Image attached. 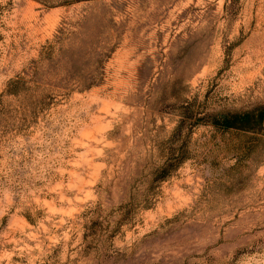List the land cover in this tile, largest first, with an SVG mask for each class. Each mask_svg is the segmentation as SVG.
Listing matches in <instances>:
<instances>
[{
	"label": "rangeland",
	"instance_id": "374dc122",
	"mask_svg": "<svg viewBox=\"0 0 264 264\" xmlns=\"http://www.w3.org/2000/svg\"><path fill=\"white\" fill-rule=\"evenodd\" d=\"M258 108L264 0H0V264H264Z\"/></svg>",
	"mask_w": 264,
	"mask_h": 264
},
{
	"label": "trees",
	"instance_id": "16d2710c",
	"mask_svg": "<svg viewBox=\"0 0 264 264\" xmlns=\"http://www.w3.org/2000/svg\"><path fill=\"white\" fill-rule=\"evenodd\" d=\"M264 124V108H258L249 112L239 114H227L223 116L218 125L224 130H234L241 133H256L257 128ZM180 161L174 160L160 169L158 179H164L171 171L175 170Z\"/></svg>",
	"mask_w": 264,
	"mask_h": 264
}]
</instances>
